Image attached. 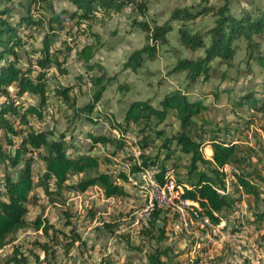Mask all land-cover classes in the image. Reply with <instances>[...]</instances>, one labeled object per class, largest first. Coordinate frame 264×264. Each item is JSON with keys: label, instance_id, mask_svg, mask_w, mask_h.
I'll use <instances>...</instances> for the list:
<instances>
[{"label": "trees", "instance_id": "trees-1", "mask_svg": "<svg viewBox=\"0 0 264 264\" xmlns=\"http://www.w3.org/2000/svg\"><path fill=\"white\" fill-rule=\"evenodd\" d=\"M150 1L0 2V146L4 141L8 147H15L12 156L0 151V163L3 165L0 176V250L8 243L10 236L28 223L25 218L27 204L35 188L31 168L33 155H39L44 164L41 177L46 193H49L50 186L58 190L66 188L75 194L97 187L106 199L114 196L123 199L128 195L123 185L128 182L125 171L113 176L108 168L98 170L100 165L112 163L101 153L102 156L90 155L101 145L107 149L109 157L127 155V160L133 162L130 163L132 174L143 173L151 170V167L160 170L156 175V183L160 186L166 183L165 173L171 170H166L165 163L171 161L176 175L180 174L175 183L182 186V197L185 201H194L199 208L189 206L186 210L190 215L191 210L202 211L208 225L209 222L213 226L219 225L223 220L222 213L239 205L241 195L253 198L256 205L252 215L257 222L264 224V137H260V131L264 134V82L261 92L241 89L238 96L227 98L226 106L242 121L241 127L233 125L232 121H217L212 117L211 106L204 100L205 95L194 99L188 95V90L198 84L215 78L231 80L230 70L241 71L235 62L240 42L245 43L247 57L246 70L240 76L252 72L251 62L264 70V2L236 13L232 0H199L197 5L173 8L168 19L159 23L149 15ZM58 3L65 6L61 7ZM126 9L133 15L132 18L130 16L133 27L144 33L145 44L128 54L122 71L138 73L146 62L155 60L161 47L169 46L168 36L175 29L179 45L189 56L178 58L168 72L170 75L185 74L184 89L172 90L157 104L152 99L131 100L125 103L122 117L118 119L111 111H97L107 85L115 78L109 77L102 65L94 62L98 35L92 31V27L96 19H103L111 12L122 14ZM207 15L213 18V23L206 30L194 29L189 25ZM72 54L82 63L87 74L95 71L87 82L94 93L86 105L76 106L73 116L92 122L104 118L113 133L117 134H89L91 146L84 152L78 153L76 150L75 155L70 153H74L75 148L66 146L63 134L57 136L54 130L41 128L51 116L46 111L51 96L63 106L69 104L73 107L77 102L73 91L82 89L80 82H84V79L78 76L74 82L68 80V61ZM21 63H25V68L21 67ZM240 76L232 81L237 82ZM126 87L120 86V89L127 91ZM211 93L215 100L219 99L217 88H212ZM225 93L230 95L231 89H226ZM244 107L248 115L240 114ZM171 115L178 123V130L171 137L164 138L162 145L156 149L157 154L152 156L151 152L164 136V129L160 126L169 125L167 120ZM38 119L43 122L36 127L33 123H37ZM129 132L137 135L135 146L141 152L138 158L125 152ZM16 138L19 140L15 141ZM207 146L212 149L211 160L205 159L202 154ZM178 150L182 157L175 154ZM163 152L165 155L161 160ZM207 152L210 150L207 149ZM225 165L232 169L228 177L236 182L237 189L222 196L218 189L224 186L225 174L221 169ZM8 167L16 171L10 172ZM87 171H95L96 174L66 185L71 175ZM160 210L163 209L151 212L150 230L146 232L149 238H154L153 230ZM66 217L65 225L71 226V215L67 214ZM29 224L37 230L43 227L46 235H49V230H54L51 241L57 239L54 236L56 232L65 234L61 229L55 230L47 220L43 222L38 218L29 221ZM105 226L110 228V224ZM71 230L74 236V229ZM159 233L158 240H162L164 230L161 229ZM261 239L264 242V232ZM42 247L45 250L48 248L46 244ZM166 254V250L156 249L148 254L147 264H167L162 260ZM17 255L21 258L16 259ZM27 257V254L16 249L13 258L6 264H25ZM34 257L39 259V256Z\"/></svg>", "mask_w": 264, "mask_h": 264}, {"label": "rangeland", "instance_id": "rangeland-1", "mask_svg": "<svg viewBox=\"0 0 264 264\" xmlns=\"http://www.w3.org/2000/svg\"><path fill=\"white\" fill-rule=\"evenodd\" d=\"M2 1L4 0H0V2ZM14 1L25 2L26 0ZM234 1L233 9L236 12L242 8L250 9L251 4L256 6L263 2V0ZM198 3L199 0H151L149 15L152 18L155 17L156 19H153L160 23L168 19L173 8L193 6ZM59 6L64 7L65 5L60 3ZM130 16L127 9L122 14L111 12L103 19H96L92 27V31L98 35L94 47V62L101 64L109 77L114 76L113 78H115L107 85L97 111L112 110L118 119L122 117L120 106L126 100L148 96L159 98L161 95L177 88H185V79L182 73L170 75L168 72L175 65L178 58L189 56V53L179 45L175 29L169 35V46L161 47L156 60L146 62L138 73L122 71V63L129 52L145 44L144 33L133 27L131 19L133 15L131 18ZM212 23L213 18L207 15L196 21V23H189V25L194 29L203 31L210 27ZM262 50H264V45ZM246 60L245 52L238 49L235 61L241 71L230 70L231 81L222 82V87L232 85L234 82L232 80H235L236 77L241 75L242 71L246 70ZM250 66L252 72L247 76H240L239 82H241L243 90L261 92L263 89H261L260 84L263 75L257 70L255 63L251 62ZM21 67L25 68V63H21ZM68 69L70 70L68 78L70 82H74L78 76H82L84 82H86H80L81 90L75 89L73 91V96L76 97L78 103L76 102L71 107L69 104L63 106V103L60 102L61 104L54 107L50 118L44 121V126L41 128L44 130L52 129L57 136L63 134L66 146L75 148L73 149L74 153L70 151L71 154L75 155L76 150H78V153L84 152L91 146L89 134L96 136L115 134L104 118L92 122L73 116L76 106L86 105L94 93V89L87 82L89 77L95 74V71L87 74L84 66L76 59L74 54L68 61ZM217 82L219 81L215 78L211 82L198 84L188 90V95L194 99L203 94L205 95L206 104L213 103L214 96L212 95L209 98L208 93L211 89L210 83L212 88H217ZM120 86H127L128 90L123 91ZM233 86L235 87V84ZM256 96L259 97L260 95ZM221 102L219 104L215 103L216 107L219 106V109L215 108L213 110L211 107V116H214L217 121H221L223 118L230 120L228 111L221 106L224 98ZM242 113L240 112V114ZM96 114L97 112L93 115L94 118H96ZM238 118V116H235L229 122L232 121L233 125L238 123L241 127L242 121ZM36 122L33 124L39 127L43 120L38 119ZM167 123L169 125L160 126L164 129V136L157 142L155 150L151 152L152 156L157 154L156 149L162 145L164 138L171 137L178 130L174 115L168 117ZM127 138L128 143L125 152L134 156L138 153L136 149L138 147L135 146L137 135L135 132H129ZM18 140L19 138L15 139V141ZM0 147V151L10 156L15 151V147H8L4 141ZM207 149L210 150L209 153ZM95 153H101L112 161L111 164L100 165L98 170L105 171L108 168V172L112 173L113 176H117L123 171L126 172L123 173L128 176V182L123 183V185L128 195L120 202L103 203L107 199L104 198L102 191L97 187L91 188L94 191V197L90 195L89 198L87 197L78 202L73 200L72 191L66 188L58 190L50 186L49 193H46L42 186L44 182L41 177L44 164L41 162L39 155H33L34 167L32 169L35 188L29 199L31 205L29 212L25 216L28 223L12 237L10 236L8 243L0 250V264H6L9 259L13 258L16 249L22 254H27L25 264H147L148 254L156 249L167 251V254L162 257V260L167 264H264V242L261 239L264 224L257 222L252 215L256 205L253 198L241 195L240 204L235 205V209L231 213L223 212L221 215L223 220L217 226H213L210 222L209 225H206L194 220L186 210L182 213L183 218H185L183 220L180 219L177 210L174 211L169 208L160 210V216H158L156 227L153 230L154 238H149L146 232L150 230L149 222L152 219V213L149 220L146 221L147 216L144 210L146 205L149 204L150 198L152 199L154 196L153 191L150 190V176L144 173L142 175L141 172L132 174L130 163L133 164V162L127 160V155H120L116 158L109 157L107 149H104L103 145L97 146L90 155ZM101 154L100 156H102ZM175 154L182 157L179 150L175 151ZM202 154L205 159L210 160L208 158L212 155V149L207 146L203 148ZM164 155V152L161 153V160ZM127 164H129V168L126 169ZM165 165L166 170H173L171 161L166 162ZM8 171L15 172L16 169L8 167ZM2 174L3 165L0 163V176ZM95 174V171H87L71 175L66 185H72L80 179ZM178 176L176 170H173V178L176 182H178ZM118 182L122 184L121 181ZM236 189L235 183H231V192H236ZM67 214L71 215V226L65 225ZM38 218L43 222L47 220L55 230L61 229L66 235L56 232L54 236H57V239L51 241L54 230H49V235H46L42 231L43 227L37 230L29 224V221ZM105 224H110V228L106 227ZM225 225L226 227L223 230H212V226L223 228ZM71 229H74V236ZM161 229L164 230L163 239L158 240ZM43 244L48 246L47 250L42 247ZM34 255L39 256V259L36 260ZM19 258L21 256L17 255L16 259ZM12 264H15V262Z\"/></svg>", "mask_w": 264, "mask_h": 264}, {"label": "bare ground", "instance_id": "bare-ground-1", "mask_svg": "<svg viewBox=\"0 0 264 264\" xmlns=\"http://www.w3.org/2000/svg\"><path fill=\"white\" fill-rule=\"evenodd\" d=\"M61 104V103H60ZM58 104V101L57 99L54 97V96H51V103L47 106V109H49L48 111V114H51L54 107L60 105ZM96 154V153H95ZM141 152L138 150V153L135 156V158H138L140 156ZM138 161V160H137ZM129 168L127 165H126V169ZM131 168V167H130ZM125 170V169H124ZM143 173L145 175H149L150 176V184H151V189H150V186H149V189L153 191L154 193V196L152 197V199L150 198L149 200V204L148 206H146V209L144 210V213L146 214V221L148 220V218L150 217V214L151 212L155 209H172V210H177V212L179 213L180 215V219L183 220L185 218L184 215L182 214L184 212V210H186L187 207L189 206H183V207H179L178 204L176 203V200H177V192H170V194L168 195V199H167V202L166 203H162L160 200H159V195H158V187H177L178 190H180V193L182 194V186L180 185H177L175 183V180L173 178V171L172 169L167 171L165 173V180L166 183L163 185V186H160L158 185L156 182V179H151V175L149 173H151V170H145L143 171ZM142 173V174H143ZM149 184V185H150ZM140 190V189H139ZM223 191V188L222 189H218V192L224 196V193L221 192ZM148 192V191H147ZM230 192H228L229 194ZM185 201V200H184ZM191 206L197 208L193 202H191ZM199 209V208H197ZM187 211V210H186ZM188 212V211H187ZM187 215V214H186ZM185 215V216H186ZM188 216V215H187ZM206 219V217H205ZM191 221V220H189ZM201 223H204V224H207V219L206 221H200ZM186 223V222H185Z\"/></svg>", "mask_w": 264, "mask_h": 264}, {"label": "built area", "instance_id": "built-area-1", "mask_svg": "<svg viewBox=\"0 0 264 264\" xmlns=\"http://www.w3.org/2000/svg\"><path fill=\"white\" fill-rule=\"evenodd\" d=\"M58 104H60L59 100H58ZM46 111L48 113L49 109H46ZM260 137H264V134L261 131H260ZM208 159L211 160V156ZM32 167H34L33 164L31 165V168ZM221 171L225 174L223 191H221V192L224 193V196H227L228 192H231L230 184L231 183H235L236 184V182L231 181L230 177H228V171L226 169V165L221 169ZM159 173H160V170H155L154 168L151 167V173H149V174L151 175V179H156V175L159 174ZM93 192L94 191H92L91 188H89L87 191H85V193H82V194H75L72 191L71 192L72 193L71 196L73 197L74 201L78 202L80 200H83V199L87 198L90 195H91V197H94ZM170 192H177L176 203L178 204L179 207L191 206V202H194V201H184V198L182 197V194L180 193V190H178L177 187H172V186L171 187H158L159 200L162 203H166L167 199H168V195L170 194ZM120 200L121 199H118L115 196L114 197H109V198L107 197L106 202H103V203L120 202ZM146 206H148V205H146ZM234 209L235 208H233L232 210H229L227 212L231 213V212H233ZM191 217L194 220H197L198 222L199 221H206L205 214L202 211L201 212H194V211L191 210ZM225 227H226V225L223 226V228H215V227L212 226V230L219 231V230L225 229Z\"/></svg>", "mask_w": 264, "mask_h": 264}, {"label": "crops", "instance_id": "crops-1", "mask_svg": "<svg viewBox=\"0 0 264 264\" xmlns=\"http://www.w3.org/2000/svg\"><path fill=\"white\" fill-rule=\"evenodd\" d=\"M213 2H215V0H213ZM263 2H264V0H263ZM262 2V3H263ZM233 3H235V1L234 0H232V7H233ZM261 3V4H262ZM253 7V4H251V8ZM234 8V7H233ZM250 8V9H251ZM242 9H244V8H242ZM242 9H240L239 11H235L234 9H233V11L234 12H236V13H239ZM250 9H246V10H250ZM153 18H155V17H153ZM156 19V18H155ZM209 28V27H208ZM173 33V32H172ZM176 33H177V31H176ZM168 38H169V36H168ZM238 45H239V50L241 49L242 51H244L245 52V43L244 42H240V43H238ZM135 50V49H134ZM133 51V50H132ZM186 51V50H185ZM130 53V52H129ZM160 53V52H159ZM159 53H158V56H159ZM128 56V55H127ZM158 56H157V58H158ZM156 58V59H157ZM155 59V60H156ZM154 61V60H153ZM236 62V61H235ZM124 63V62H123ZM122 63V64H123ZM145 65V64H144ZM144 67V66H143ZM142 67V68H143ZM256 68H257V70H259L260 71V73L263 75V80H262V82H261V84L264 82V70H262V69H260L258 66H256ZM121 69H122V66H121ZM221 69H222V67H221ZM222 70H224V69H222ZM127 71H129V70H127ZM140 71V70H139ZM138 71V72H139ZM69 72H70V70H69ZM129 72H131V71H129ZM133 73V72H132ZM183 75H184V79H185V74L184 73H182ZM247 76V75H246ZM218 81L219 82H217L218 83V87H217V90H218V92H222V93H219L220 95H219V99L218 100H215L214 98H213V103H209V105L213 108V110L216 108V109H219L218 107L219 106H217L216 107V105H215V103L216 104H219V103H222L221 101L223 100V98H224V102H223V104H221V106H223V108H226V111H228V115H229V119L230 120H232V118H234L235 117V114L234 113H232V112H230L229 111V107L228 106H226L227 105V98L229 97V96H232V95H236V96H238L240 93H239V91L242 89V84H241V82H239V79H238V81L237 82H233L232 83V85H229V86H227V87H222L221 86V84H222V82H225V81H220L219 79H218ZM228 81H231V80H226V82H228ZM184 82H185V84H186V81L184 80ZM209 82H211V81H209ZM235 84V87L233 86ZM260 84V86H261V89H262V85ZM210 92L208 93V96H209V98L210 97H212V86H211V83H210ZM231 89V93H230V95L228 94V93H225V90L226 89ZM243 88H245V87H243ZM255 88V87H254ZM177 89H179V88H177ZM182 89H184V88H182ZM260 89V90H261ZM169 93V92H168ZM167 94V93H166ZM165 95V94H164ZM164 95H161V97H159V98H155V97H151V96H148V97H146V98H134V99H130V100H126V102H124L121 106H120V108L122 109V114H123V112H124V110H125V103H128V102H130L131 100H144V99H152L153 100V102H154V104H157L158 103V101L164 96ZM222 96H223V98H222ZM198 97V96H197ZM196 97V98H197ZM77 103H78V101H77ZM208 104V103H207ZM244 108H245V110H244ZM244 108H242L241 110H240V112H243L242 113V115H248V113H247V109H246V107H244ZM111 112H112V110H110ZM245 112V113H244ZM114 113V112H113ZM211 115H212V111H211ZM237 116V115H236ZM213 117V116H212ZM224 120H226V122H229L230 120H227V119H225V118H223ZM176 126H178V123L176 124ZM235 126H239V124H236L235 123ZM253 129H255V128H252V130ZM115 135H116V133H115ZM208 148H210L209 146H208ZM34 165V164H33ZM227 169V171L228 172H230L232 169L230 168V167H227L226 168ZM29 202H30V200H29ZM28 202V204H27V209H28V212H29V207L31 206L30 205V203ZM28 212H27V214H28Z\"/></svg>", "mask_w": 264, "mask_h": 264}]
</instances>
